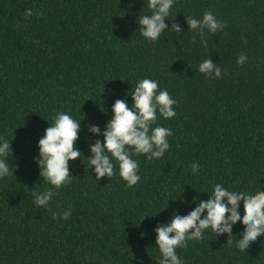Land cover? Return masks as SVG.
Returning a JSON list of instances; mask_svg holds the SVG:
<instances>
[{"label":"trees","instance_id":"obj_1","mask_svg":"<svg viewBox=\"0 0 264 264\" xmlns=\"http://www.w3.org/2000/svg\"><path fill=\"white\" fill-rule=\"evenodd\" d=\"M205 11L225 25L205 31L206 47L199 36L192 43L185 21ZM146 14L147 0H0V137L10 140L13 173L0 178V264H158L153 229L174 210L186 215L217 183L264 190V0H175L165 24L182 32L165 30L156 42L140 35L136 19ZM241 53L247 61L237 64ZM207 58L220 78L198 72ZM146 77L176 100L173 118L157 114L172 130L169 149L134 157L140 180L131 187L118 167L97 181L85 157L103 137L87 128L103 131L114 101L131 104L125 93ZM57 111L81 120L74 147L83 155L69 162L71 182L38 209L32 193L50 185L33 158ZM244 227L234 225L230 243L205 230L177 254L184 264H264V236L236 246Z\"/></svg>","mask_w":264,"mask_h":264},{"label":"clouds","instance_id":"obj_2","mask_svg":"<svg viewBox=\"0 0 264 264\" xmlns=\"http://www.w3.org/2000/svg\"><path fill=\"white\" fill-rule=\"evenodd\" d=\"M174 2L175 0H147L151 14L139 15L138 20L136 19L142 37L156 42L165 30L182 32L177 23H170V27L165 24ZM25 15L31 16L32 10L27 9ZM185 21L188 30L196 33L192 43L199 36L201 46L205 47V31L215 33L225 27L211 11H205L200 19L185 17ZM246 61L247 56L243 53L236 59L237 64H244ZM197 70L207 78L221 76V68L209 58L200 62ZM158 85L156 79L146 77L137 80L135 86L125 93V97L131 95L132 103L129 104L126 98L115 100L111 106V118L105 123L103 131L95 124L88 126L90 136L103 137V141L96 139L88 143L89 156L85 157L88 168L95 173V180L99 181L101 177L111 178L114 167H118L120 178L131 187L140 180L138 162L134 157L145 155L148 160L160 159L169 149L168 138L172 135V130L157 123V114L165 120L173 118L176 115L173 107L176 100L171 98L167 89L159 88ZM81 130V120L73 118L67 112L57 111L52 117V123L37 141L38 154L33 160L39 168L42 181L50 185L41 192L33 191V204L38 209L48 208L49 201L55 195L53 188L59 190L71 182L73 177L69 175V162L80 159L83 155L80 149L74 147ZM9 154L10 140L0 137V178L13 174L10 173ZM192 172H199V165L195 162L192 164ZM191 203L195 206L186 215H180L174 210L167 221L163 224L158 222L153 229L155 245L159 251L158 264H184L176 250L187 247L188 241H200L205 230L210 229L215 236L227 234V242L230 243L233 227L238 221L245 225L242 235L236 241L238 248L247 250L259 236H264L262 187L253 191L232 189L217 183L212 186L206 201L193 197ZM70 214L69 207L60 212L59 216L67 219ZM56 216L57 213L53 212V219Z\"/></svg>","mask_w":264,"mask_h":264}]
</instances>
